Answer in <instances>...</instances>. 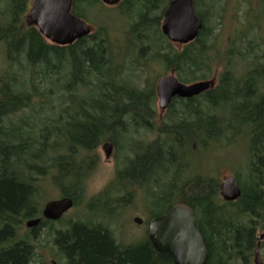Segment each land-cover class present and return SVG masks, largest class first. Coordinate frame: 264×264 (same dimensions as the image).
I'll list each match as a JSON object with an SVG mask.
<instances>
[{
	"label": "trees",
	"instance_id": "16d2710c",
	"mask_svg": "<svg viewBox=\"0 0 264 264\" xmlns=\"http://www.w3.org/2000/svg\"><path fill=\"white\" fill-rule=\"evenodd\" d=\"M2 1L0 264H33L45 229L65 264H174L169 254L154 248L148 233L121 241L111 226L117 220L111 205L124 211L120 207L133 198V190L140 197L141 189L159 199L157 205H167L149 219L177 204L193 211L210 255L207 264H256L257 232L264 230L262 26L253 21L243 36L216 45L208 21L217 1L194 0L201 8L202 29L195 40L176 47L161 31L171 0H122L116 7L129 19L123 36L112 35L111 23L93 25L89 35L61 46L30 24L32 0H5L1 7ZM251 1L244 12L248 18L258 14L254 5L261 0ZM222 4L215 10L221 13L220 26L227 5ZM99 5L104 4L75 0L73 13L92 25L87 10ZM238 42L243 49L234 47ZM123 43L126 49H118ZM217 59L223 61L220 70ZM157 64L164 70L151 79L148 68ZM172 70L184 83L215 73L219 81L197 96L173 99L160 117L156 81ZM144 77L141 87L137 80ZM143 133L151 139L136 138ZM242 140L247 162L233 175L241 195L226 202L215 165L211 169L202 161L210 158L204 156L207 150L218 155L219 146ZM107 142L118 154L130 155L117 164L112 181L84 202L89 206L84 219L78 215L85 211L80 203L99 165L97 150ZM48 188L71 197L80 210L75 218H42L26 227L25 220L42 216L41 197Z\"/></svg>",
	"mask_w": 264,
	"mask_h": 264
},
{
	"label": "water",
	"instance_id": "95a60500",
	"mask_svg": "<svg viewBox=\"0 0 264 264\" xmlns=\"http://www.w3.org/2000/svg\"><path fill=\"white\" fill-rule=\"evenodd\" d=\"M114 5L121 0H102ZM74 0H33L29 10L31 24L52 43L64 46L89 35L92 28L72 12ZM203 26L202 18L196 14L194 0H172L165 13L161 30L173 43L187 44L193 41ZM213 86V81L183 83L175 71L161 77L156 86L160 108L165 110L174 97H192ZM106 156L110 157L112 143L104 145ZM222 196L233 201L241 195V189L233 176L222 182ZM74 205L71 197L51 199L43 207L42 215L48 220H59ZM40 218L27 221V227L37 226ZM134 222L142 224L143 219L135 217ZM148 237L154 248L169 254L174 264H207L209 252L193 211L186 205L171 206L162 215L153 218L148 225ZM264 234L258 236L262 239Z\"/></svg>",
	"mask_w": 264,
	"mask_h": 264
},
{
	"label": "rangeland",
	"instance_id": "374dc122",
	"mask_svg": "<svg viewBox=\"0 0 264 264\" xmlns=\"http://www.w3.org/2000/svg\"><path fill=\"white\" fill-rule=\"evenodd\" d=\"M216 1L217 3L213 5L214 11L210 9V12L212 14L211 21L210 22L208 21L209 26L211 28H215L214 30L215 37L213 40L212 38L210 39L211 42H215V44L217 45V44H221L226 38H229V39L232 38L233 40H236L241 35L243 30H246L247 28H249V25L253 21L258 22L262 26V32H264V14H263L264 2L262 0L260 2H257L254 5L256 9L255 11H258V14L250 18H248V15H244V12L245 10L251 8V5H252L251 3H253L251 0H216ZM210 2L214 4V0H211ZM222 3H225V5L227 4L226 9L222 11V21L225 24L224 26L219 25L220 20H221L220 18L221 13L220 12L215 13L216 8H221L224 6ZM5 5H6L5 0H3L1 3V7H4ZM235 7H236V10L233 9ZM116 8H117L116 6L110 7L104 4V5H99L98 7L92 8V10L89 9L87 10V12L89 11L88 13L89 21L91 22L92 25H95V26H99L103 24L106 25L108 23H111L112 24V27H111L112 35L114 37H121L123 36L124 31L128 29L129 19L126 16L124 18L121 17L122 13H120V9L118 8L116 9ZM196 10L197 12H200L201 8L196 5ZM202 10H205L203 6H202ZM234 14L236 15V18L234 17ZM251 34L255 36L253 33H250L249 35ZM112 41L114 40L112 39ZM115 42H117V40H115ZM174 45L176 47L179 46L178 44H174ZM240 45L241 43L238 42L236 43V45H234V47L239 48ZM118 49H126L125 44L124 43L120 44ZM219 49H221V47H219ZM239 49H243V48H239ZM4 56H5V49H4L3 44L0 43V74L3 72L5 68ZM222 62L223 61L219 59L215 61L214 64L216 65V70L221 69ZM241 67L242 65L238 64V68H241ZM157 70H160L161 72L162 70H164V68L162 65H158V64L154 65V68L152 66L148 68V75L151 79L153 78L155 79L156 72H158ZM242 73H245V72H242ZM145 79L146 77L137 80L141 87L144 86ZM210 80L213 81L212 76ZM54 87L56 89L59 88L58 85H54ZM155 107L158 111L159 116L163 117L165 111L159 108L158 99L155 102ZM25 114L28 116V115H31V112L28 111ZM34 120H36V117ZM237 136L238 135H236V137ZM136 138L142 141H147L148 139H151L150 137L144 136V133L142 135L137 136ZM244 143H245L244 140H242L238 144L230 143L225 146H219L221 150L218 151L219 153L218 155H216L217 153L215 154V152H212V151L208 152L207 150L204 156H210V158L207 159L204 157L202 163L205 160L207 164H210L211 169H213V166L215 165V170H217V172L214 173V176H218L221 179V181L228 176H233L237 173V170L241 171V170H244L245 168V164L247 162V157L245 155V152L247 153V145H245ZM124 144L126 145L127 143H124ZM128 144H129V141H128ZM102 145L97 150L99 165L97 169L91 175L89 181L87 182V191L89 195H85V198H83L82 202L80 203V205H83L85 211L83 212V214L79 213L78 215L79 217H82L84 219L89 218V214H88L89 206L86 205V203L84 202H86V200H88L89 198L93 197L94 196L93 194L99 193L102 189L106 187V185L110 181H112L113 177L115 176V170H116L117 164L118 163L121 164V162H123L124 159L126 158L125 156L130 155L129 153L124 156L120 151L118 154L117 150L113 149L111 156L107 157L105 148ZM224 148H227V149L224 153H222ZM217 165H218V168H217ZM141 190L143 191L142 192L143 195L140 197L137 196L133 190V195H132L133 198L128 202L127 205L120 207L124 209V211H120L119 208H115L111 205V210H113L117 214L116 217H114L117 220L113 222V225L111 226L112 228H116L117 237L121 241L129 242V240H135L138 238L143 239L147 233L148 224L150 220L149 218L156 215L157 213H159L161 210H163L167 206V205H157L159 199H156V198L152 199L149 197L150 196L149 191H146L143 189ZM60 193L61 192H59L56 189L51 190L48 188L42 194L41 200L43 201V203H41L40 206L43 208L46 201L52 198H56V197L59 198ZM90 195H93V196H90ZM79 210L80 209H78L77 207H73L71 210L67 212L65 216H67V218H71V217L75 218L76 217L75 214L78 213ZM138 216L143 219L142 225H139L134 222V217H138ZM32 219H35V218H32ZM29 220L31 219L25 220V223H27V221ZM54 226L56 228L61 227V225L58 222H56ZM23 228H25L24 225H23ZM45 230L42 231L40 242H39V249L37 252L38 256L35 258L33 264H42V262H44L45 264H54V263L55 264H65V260L62 258L61 255L58 254V252L56 251V248L53 246L51 242L52 238L48 236L47 233H45L46 232ZM261 231H264V230H259L258 233H260ZM128 242H124V243H128ZM257 252L258 254L256 255V264H263L264 263V245L262 243H259V246L257 247Z\"/></svg>",
	"mask_w": 264,
	"mask_h": 264
},
{
	"label": "bare ground",
	"instance_id": "6f19581e",
	"mask_svg": "<svg viewBox=\"0 0 264 264\" xmlns=\"http://www.w3.org/2000/svg\"><path fill=\"white\" fill-rule=\"evenodd\" d=\"M200 81H212V80H210V79H208V80H200ZM200 81H195V82H200ZM192 83H194V82H192ZM195 96H197V95H195ZM192 97H194V96H192ZM183 98H191V97H183ZM107 143H111V142H107ZM106 143V144H107ZM234 177V176H233ZM235 178V177H234ZM235 181H236V179H235ZM237 183V182H236ZM240 197V196H239ZM239 197H237L236 199H238ZM236 199H234L233 201H235ZM226 201V200H225ZM162 215V214H161ZM159 216V215H158ZM35 227V226H34ZM28 228H33V227H28ZM204 237V236H203ZM204 240H205V238H204ZM207 246V245H206Z\"/></svg>",
	"mask_w": 264,
	"mask_h": 264
},
{
	"label": "flooded vegetation",
	"instance_id": "af4514ba",
	"mask_svg": "<svg viewBox=\"0 0 264 264\" xmlns=\"http://www.w3.org/2000/svg\"><path fill=\"white\" fill-rule=\"evenodd\" d=\"M263 242H264V241H261L262 244H263ZM257 254H258V252H257ZM257 254H256V255H257ZM263 264H264V263H263Z\"/></svg>",
	"mask_w": 264,
	"mask_h": 264
}]
</instances>
